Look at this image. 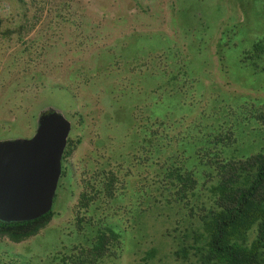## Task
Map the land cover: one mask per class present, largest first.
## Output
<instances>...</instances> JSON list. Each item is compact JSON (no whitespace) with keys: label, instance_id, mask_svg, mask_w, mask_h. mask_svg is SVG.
I'll list each match as a JSON object with an SVG mask.
<instances>
[{"label":"rangeland","instance_id":"1","mask_svg":"<svg viewBox=\"0 0 264 264\" xmlns=\"http://www.w3.org/2000/svg\"><path fill=\"white\" fill-rule=\"evenodd\" d=\"M52 3L68 4L69 13L58 17L49 9L44 16L58 19L32 43L39 50L46 49L34 61L54 65L56 72L51 69L35 77L28 70L11 74L17 62L0 56V140L31 136L39 112L47 106L60 109L72 122L70 134L80 133L83 140L63 160L67 172L59 180L53 204L57 215L51 226L26 243L0 240V264H60L54 253L81 241L73 207L82 189L84 166L91 150L99 145V133L106 144L127 142L137 108L165 119H195L205 99L214 94L227 102L251 98L264 105V58L244 59L255 42L264 40V0ZM35 32L29 35L35 36ZM164 50L172 58L171 69L179 73L180 83L189 80L193 86L181 88L163 68L156 73L143 65L130 70L138 60L142 63L145 56ZM74 63L83 66L77 73L84 77L81 85L73 79V71L63 75L59 68ZM253 137L241 140V144L252 149L264 146L263 137ZM142 207L145 203L139 209L132 208L125 220L115 219L125 247L121 258L112 264H143L151 247L157 254L149 264H180L172 254L176 241L168 234L179 215L166 206L146 213Z\"/></svg>","mask_w":264,"mask_h":264},{"label":"trees","instance_id":"2","mask_svg":"<svg viewBox=\"0 0 264 264\" xmlns=\"http://www.w3.org/2000/svg\"><path fill=\"white\" fill-rule=\"evenodd\" d=\"M67 7L52 0H0V56L17 62L11 74L28 70L35 77L51 69L56 72L54 65L34 61L46 49L39 50L32 41L58 17L67 16ZM49 9L58 17L46 18ZM33 30L35 36L29 35ZM260 58H264V40L255 42L244 55L245 60ZM171 59L166 50L158 51L145 56L142 63L135 62L130 70L143 65L156 73L163 68L177 82L179 73L171 69ZM82 67L74 63L59 68L63 75L73 71V79L81 85L84 77L77 73ZM188 84L194 85L185 80L180 86ZM214 95L205 99L195 119H165L137 108L133 130L123 145L106 144L102 132L98 134L99 145L84 166L82 189L73 207L81 241L55 252V260L60 264L114 263L125 247L115 219L125 220L132 208L145 203L140 208L145 213L166 206L179 215L168 234L176 241L172 254L180 264H264V146L252 149L241 144L248 137L264 138V105L251 98L236 103ZM82 140L80 133L69 134L64 161ZM63 164L62 175L67 172ZM56 215L52 208L32 221H0V240L26 243L51 226ZM156 254L155 247L149 248L143 264Z\"/></svg>","mask_w":264,"mask_h":264},{"label":"water","instance_id":"3","mask_svg":"<svg viewBox=\"0 0 264 264\" xmlns=\"http://www.w3.org/2000/svg\"><path fill=\"white\" fill-rule=\"evenodd\" d=\"M71 127L60 109L47 106L31 136L0 140V221H32L52 210Z\"/></svg>","mask_w":264,"mask_h":264},{"label":"flooded vegetation","instance_id":"4","mask_svg":"<svg viewBox=\"0 0 264 264\" xmlns=\"http://www.w3.org/2000/svg\"><path fill=\"white\" fill-rule=\"evenodd\" d=\"M63 167H64V164H63V158H62V172H63ZM61 176H62V173H61Z\"/></svg>","mask_w":264,"mask_h":264}]
</instances>
